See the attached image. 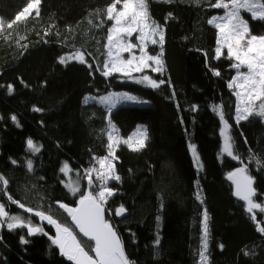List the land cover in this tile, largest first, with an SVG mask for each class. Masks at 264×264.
<instances>
[{
  "label": "trees",
  "instance_id": "trees-1",
  "mask_svg": "<svg viewBox=\"0 0 264 264\" xmlns=\"http://www.w3.org/2000/svg\"><path fill=\"white\" fill-rule=\"evenodd\" d=\"M31 1L0 0V18L7 23L0 34V176L7 181L0 180V200L10 214L39 224L22 211L23 204L71 227L57 202L75 205L88 190L84 170L97 168L98 159L108 154V110L84 100L126 91L150 104L120 106L110 121L123 138L144 125L148 138L138 151L117 150L120 180L110 183L115 194L105 206L132 264H200L205 213L206 264H264V233L258 231L264 212L249 213L227 178L247 167L256 189L253 199L264 205V120L252 116L236 123L237 97L228 87L235 61L227 54L216 58L219 32L208 23L223 14L211 7L215 0H144L150 21L164 30L162 70L149 73L165 83L155 89L129 76L101 74L112 26L107 8L115 0H40L38 14L16 21ZM243 15L253 35H264V21ZM77 51L85 54V63L59 62ZM150 51L159 54L161 47ZM222 131L231 137L236 159L223 151ZM28 139L39 153L28 151ZM190 143L199 153L198 167ZM65 162L80 173L83 187L76 195L63 183ZM121 205L128 216L119 220L114 213ZM54 235L46 225L35 237L25 228L0 226V264H70L52 244ZM80 241L92 254L93 244Z\"/></svg>",
  "mask_w": 264,
  "mask_h": 264
},
{
  "label": "snow or ice",
  "instance_id": "snow-or-ice-1",
  "mask_svg": "<svg viewBox=\"0 0 264 264\" xmlns=\"http://www.w3.org/2000/svg\"><path fill=\"white\" fill-rule=\"evenodd\" d=\"M39 3L40 0H34V3H28L27 7L15 17V20L19 21L21 17L28 13L30 9L39 5ZM120 3L121 0H115L107 8V19L114 21V24L108 30L107 55L109 59L105 60L103 64L104 70L101 74L106 78L113 73H122L130 77L132 72H143L146 68L151 69L152 72L161 71V55L164 41L163 30L159 25L150 21L144 0H122V9L117 11V4ZM211 7L224 10L223 15L210 18L208 23L214 25L218 30L223 41V46L227 48L228 58L236 61L232 64V67L236 69V75L228 85L230 89H236L234 93L237 97L235 107L236 123L238 125L241 121H246L252 116L264 119V35H252L247 22L241 16V10L243 9L250 13L253 19L264 20V3L260 2V0H215L211 4ZM8 27H11V24ZM137 32L139 33L137 36V44L125 41V36L131 37L133 33ZM221 39H218V46L215 49L217 59L223 54ZM148 43L159 45L161 47V53L155 56L147 54L146 48ZM113 47L116 49L115 53L113 52ZM137 48L140 51L139 56H136L133 52ZM124 52L129 53L130 58L124 59L122 56ZM67 59H76L82 64L85 63L84 55L81 52H77L74 56L68 57ZM134 61H136L135 64ZM149 61L152 63H149ZM59 62L65 63L66 59L61 57ZM242 68H246L247 71H241ZM97 70L100 71L99 68ZM213 74L218 76L219 72L213 71ZM136 82L153 89L159 88L161 84L165 83L163 80L158 83L148 75H143ZM8 90L11 93V85L8 86ZM89 99L95 98L86 97L84 102L88 103ZM241 100L243 103H241ZM257 101L259 102L258 105ZM123 102L141 103L142 101L138 100L136 96L127 93H109L108 95L99 97V103L105 105L109 113ZM35 110L40 111V109ZM213 110L218 111L220 119L224 121L223 111L219 109V106L214 107ZM11 119L13 122H16L15 116H12ZM109 124L111 125L110 120ZM224 126L225 129L229 127L227 121H224ZM112 128L114 130V126ZM221 134L226 135L224 131ZM135 136L140 138L134 145L133 138ZM107 138L109 141L107 144L108 154L98 159L102 171H98L94 167L84 170L88 190L80 193L78 181L65 184V187L68 188L72 195L80 193L78 206L70 207L65 203L57 202L58 207L67 213V216L70 217L71 224L79 230V233L83 237L88 238V240L94 241V247L91 250L95 253V257L85 251L81 241L77 239V234L73 232L71 227L58 222L52 215L46 214L44 211L34 212V215L39 217L41 221H47L48 224L55 227V235L49 237L52 244L59 248L62 256L66 257L68 261L74 262V264H130L117 232L114 230L112 224L105 219V204L109 197L115 194L114 189L108 186L109 181L120 180L119 175L115 174L114 164L110 163L109 158H114L113 148L121 142L119 139H114L111 131L108 133ZM146 139V130L138 128L123 143L132 150L138 151L145 147ZM230 140L231 137L226 135L223 151L227 156L236 159L233 155ZM27 147L28 151L33 155L40 152V147L31 139H28ZM190 147L194 158L198 160L195 147ZM94 159L97 158L94 157ZM12 163L15 164L16 161L13 160ZM257 163L259 164V161ZM26 166L28 171H32L33 163L31 159L26 161ZM66 169H68L67 163L64 164L60 171L65 172ZM93 172H96V181H99V184L93 180ZM227 178L235 184V195L247 203V211L249 213L253 212V209L256 208L264 212V207L253 202V197L256 196V192L252 187L253 179L247 174V167L237 168L235 171L230 172ZM0 180H3L2 176H0ZM3 183L6 185L7 181L3 180ZM12 202L18 203L16 201ZM19 207L24 209L23 204H19ZM25 211L33 213L32 208H27ZM126 211L125 207L121 205L115 210L114 214L119 217L123 216ZM3 217L8 218L9 222H7V227L9 230L17 227H27L28 235L43 232V228L32 226L31 220L25 222L19 216H9L4 206L0 204V218ZM252 218L255 220V216ZM204 224V235L201 238V247L198 252L200 264H206L207 262L206 213L204 216ZM258 231L264 233V227L259 228ZM44 234L47 235V233ZM22 242L27 243L23 238ZM156 244H159V238H157ZM220 247L223 248V245Z\"/></svg>",
  "mask_w": 264,
  "mask_h": 264
},
{
  "label": "rangeland",
  "instance_id": "rangeland-1",
  "mask_svg": "<svg viewBox=\"0 0 264 264\" xmlns=\"http://www.w3.org/2000/svg\"><path fill=\"white\" fill-rule=\"evenodd\" d=\"M260 2H261V0H260ZM30 3H34V0H32ZM144 3H145V1H144ZM122 9V3H120V4H117V11H119V10H121ZM39 10H40V3H39V5H36L33 9H30L29 10V12L28 13H26L23 17H21V19L19 20V21H21V20H25V19H27V18H29L32 14H34V13H39ZM223 10V9H222ZM147 11V10H146ZM244 13H247V14H250V13H248L246 10H241V16H242V18L247 22V20L244 18ZM223 14H224V10H223ZM223 14H221V15H223ZM216 16H220V15H216ZM216 16H214V17H216ZM255 20H260V19H255ZM17 21V20H16ZM112 21V20H111ZM261 21H264V20H261ZM113 24H114V21H112V26H113ZM247 24H248V22H247ZM111 26V27H112ZM214 26V25H213ZM7 27V23L6 22H4L1 18H0V34L4 31V29ZM161 29H162V27H160ZM248 28H249V30H250V27H249V24H248ZM163 30V29H162ZM163 33H164V30H163ZM251 33V32H250ZM252 34V33H251ZM139 35V33L137 32V33H133V35L131 36V37H127V36H125V41L126 42H131V43H133V44H137L138 43V40H137V36ZM253 35V34H252ZM157 39H158V37H156ZM219 39H221V37H220V34H219ZM164 42V41H163ZM155 46H159V45H152L151 43H148L147 44V48H146V53L147 54H149V55H153V56H155L154 54H152L151 53V51H150V48H152V47H155ZM221 46H222V55L221 56H223L224 54H227V48H226V46H223V41H222V39H221ZM106 60H108L109 59V57H108V55H107V52H108V41H107V45H106ZM115 51H116V49H115V47H113V52L115 53ZM77 52H79V51H77ZM77 52H75V53H77ZM133 52H134V54L136 55V56H139L140 55V51H139V49L137 48V49H134L133 50ZM75 53H73V54H70V55H67V56H65V59H66V61H78V60H76V59H67L68 57H72V56H74V54ZM82 53V52H81ZM83 55H84V60H86V56H85V54L83 53ZM157 55V54H156ZM122 56H123V58L124 59H128V58H130V56H129V53H127V52H124V53H122ZM234 60V59H233ZM235 61V60H234ZM236 62V61H235ZM136 63V61H134V64ZM149 63H152L151 61H149ZM153 66H155V65H153ZM241 71H244V72H246L247 71V69L246 68H242L241 69ZM149 72H152L151 71V69H148V68H146L143 72H132V74H131V76H130V80L131 81H134V82H136V80L137 79H139L140 77H142L143 75H148V76H150L151 77V75H150V73ZM159 72H161V71H159ZM159 72H154V73H159ZM113 74H120V75H123V76H125L124 74H122V73H113ZM235 77V76H234ZM141 85H143V84H141ZM143 86H145V85H143ZM147 87V86H146ZM233 90L234 91H236V89L235 88H233ZM241 91H243L242 89H241ZM111 93H113V94H122V93H127V94H129V95H133V96H136L137 98H138V100H140V101H142L141 103H133V102H123V103H121V104H119V106L118 107H120V106H123V105H138V106H146V105H149L150 104V102H148L147 100H144V99H142L141 97H139V96H137V95H134V94H132V93H129V92H126V91H123V92H111ZM109 94V93H108ZM108 94H106V95H108ZM102 96H104V95H102ZM99 97H101V96H99ZM99 97H94L95 99H92L93 101H95L96 103H98L99 105H101V106H103L105 109H107V107L105 106V105H102V104H100L99 103ZM241 103H243V101L241 100ZM259 104V102L257 101V105ZM117 107V108H118ZM116 108V109H117ZM116 109H114L113 111H111V113H109L108 112V120H110V118H111V114L116 110ZM108 110V109H107ZM251 117H249V119H250ZM264 120V119H263ZM112 126H114V130H113V128H112ZM142 129V130H146V134H147V138H148V133H147V128H146V126H144V125H139L138 127H137V129ZM136 129V130H137ZM136 130L133 132V133H135L136 132ZM112 132V135H113V137H114V139H119L121 142L117 145V146H115L114 148H113V152H114V158H112V157H110L109 159H110V163H112V164H114V171H115V163H116V152H117V150L119 149V147L120 146H127L126 144H124L123 143V141L124 140H126L127 138H123L122 136H121V134H120V131H119V129L111 122V125L109 124V128H108V133L109 132ZM107 133V134H108ZM133 133L130 135V136H132L133 135ZM140 137H138V136H135L134 138H133V144L135 145V143H136V141L139 139ZM146 141H147V139L145 140V145H146ZM190 146H194L195 147V149H196V156H198V160H196L195 158H194V161H195V164H196V166L198 167V166H200L201 164H202V162H201V159H200V156H199V153H198V151H197V148H196V146L195 145H193V144H191L190 143ZM128 147V146H127ZM144 148V147H143ZM131 149V148H130ZM190 149H191V147H190ZM191 152H192V150H191ZM193 154V153H192ZM194 157V156H193ZM65 163H67L68 164V169H66V171L64 172V176H65V179H64V181H63V183H64V185L65 184H70V183H72V182H76V181H78V183H79V187H80V191L82 190V187H83V183H82V180H81V178L79 177V175H80V173L76 170V169H74L72 166H71V164L70 163H68V162H65ZM64 163V164H65ZM96 170H98V171H102L101 169H100V165H99V163H98V167L97 168H95ZM115 174H116V171H115ZM92 178H93V180L97 183V184H99V181H96V172H93V174H92ZM111 182H113L112 180H110L109 181V184H108V186L110 185V183ZM67 188V187H66ZM68 189V188H67ZM78 194V193H77ZM110 198V197H109ZM109 200V199H108ZM253 202L254 203H257V202H255V199H253ZM0 204H2L3 206H4V208H5V211L8 213V215L9 216H19L22 220H24L25 222H27L28 220L27 219H25L24 218V216H21V215H11L10 214V212L7 210V208H6V206L4 205V203L0 200ZM257 204H260V203H257ZM106 205V204H105ZM261 205V207H264V205L263 204H260ZM256 209H258V210H260L259 208H256ZM2 219V224H0V226H4V224L5 225H7V222H9L8 221V218L7 217H3V218H1ZM29 220H31V219H29ZM31 224H32V226H40L41 228H43V226H42V224L40 223V224H36V223H34L33 221H31ZM20 228H25V229H27V227H20Z\"/></svg>",
  "mask_w": 264,
  "mask_h": 264
},
{
  "label": "water",
  "instance_id": "water-1",
  "mask_svg": "<svg viewBox=\"0 0 264 264\" xmlns=\"http://www.w3.org/2000/svg\"><path fill=\"white\" fill-rule=\"evenodd\" d=\"M232 182H233V181H232ZM233 184H234V183H233ZM252 187L255 189V187H254V181H253V185H252ZM255 192H256V189H255ZM234 194H235V184H234ZM235 196H236V195H235ZM236 197H237V196H236ZM237 198H238V197H237ZM253 198H254V197H253ZM238 199H239V198H238ZM239 200L242 201V202H244V203H246L245 201H243V200H241V199H239ZM78 201H79V199L77 200V202H76L75 205H70V204H67V203H65V202H62V203H65V204H67V205L70 206V207H77V206H78ZM246 204H247V203H246ZM57 207H58V205H57ZM105 208H106V206H105ZM21 209H22V208H21ZM25 209H27V208L24 207V209H22V211H23L24 213H26L27 215L31 216L32 218L38 220L43 226L46 225V226L51 227V228L54 230V233H56V229H55V227H54L53 225L48 224L47 221H41L39 217H37V216L34 215L35 210H33V213H28V212L25 211ZM58 209L62 212L63 215L66 216V218L69 220V222H70V224H71L70 217L67 216V213H65V212L63 211V209H60L59 207H58ZM127 216H128V212L126 211V213H125L123 216H119V217L116 216V218L119 219V220H122V219L126 218ZM53 218H54V217H53ZM54 219H55V218H54ZM105 219L108 220V216H107V208H106V212H105ZM56 220H57V219H56ZM57 221H58V220H57ZM108 221H109V220H108ZM58 222H59V221H58ZM109 222H110V221H109ZM110 223H111V222H110ZM112 226H113V225H112ZM35 227H36V226H35ZM38 227H40V226H38ZM71 228L73 229V232H74L75 234H77V239H78V240H80V238H81V239L85 240L86 242L93 244V246H94V241H90V240H88V238L83 237V235H82L81 233H79V230L76 229L74 225L71 224ZM113 228H114V230L117 232V230L115 229L114 226H113ZM27 231H28V230H27ZM39 233H40V232H36V233H34V234H32V235H29V236H31V237H35V236H37ZM117 235L119 236V238H120V240H121V242H122L123 248H124V244H123V241H122L120 235H119L118 233H117ZM79 237H80V238H79ZM81 244H82V243H81ZM82 246H83V245H82ZM83 247H84V246H83ZM57 248H58V247H57ZM84 248H85V247H84ZM58 249H59V248H58ZM85 251H87V250L85 249ZM87 252H88V251H87ZM124 252H125V254H126L125 248H124ZM59 253H60V251H59ZM88 253H89V252H88ZM89 255H92L93 257H95V253H94V252H92V254L89 253ZM60 256H61V258L65 259L67 262H69L70 264H74V262L68 261L66 257L62 256L61 253H60ZM126 256H127V254H126ZM127 258H128V256H127ZM128 259H129V258H128ZM129 261H130V259H129ZM130 264H132L131 261H130Z\"/></svg>",
  "mask_w": 264,
  "mask_h": 264
},
{
  "label": "flooded vegetation",
  "instance_id": "flooded-vegetation-1",
  "mask_svg": "<svg viewBox=\"0 0 264 264\" xmlns=\"http://www.w3.org/2000/svg\"><path fill=\"white\" fill-rule=\"evenodd\" d=\"M39 222V221H38ZM39 224H40V222H39Z\"/></svg>",
  "mask_w": 264,
  "mask_h": 264
}]
</instances>
